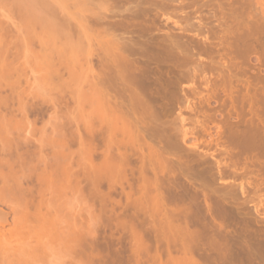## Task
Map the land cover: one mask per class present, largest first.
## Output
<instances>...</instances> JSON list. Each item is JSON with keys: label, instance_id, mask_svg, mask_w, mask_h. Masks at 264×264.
Returning a JSON list of instances; mask_svg holds the SVG:
<instances>
[{"label": "rangeland", "instance_id": "obj_1", "mask_svg": "<svg viewBox=\"0 0 264 264\" xmlns=\"http://www.w3.org/2000/svg\"><path fill=\"white\" fill-rule=\"evenodd\" d=\"M54 1V10L47 11L24 0H0V160L15 164L18 156L41 154L68 158L58 168L52 158L54 173L61 174L65 165L72 173L60 183L65 193L67 189L63 198L61 191L62 199L58 185L54 209L67 201L69 209L64 204L58 214L66 209L69 224L83 219L84 228L77 223L71 231L86 233V254L67 256L56 242L36 250L41 259L23 263L17 258L19 245L12 241L2 250L3 263L160 264L162 256V261L170 257L179 264L182 259L176 252L159 255L152 235L142 243L132 235L131 221L120 213L131 209L135 198H125L130 171L127 175L123 167L117 175L103 177L107 167H102L96 102L101 63L120 49L127 65L158 58L161 76L178 82L169 120L178 119L187 138L181 135L175 150L165 152L160 176L188 194L182 207L194 205L189 196L197 198V221L218 233L224 248L237 247L222 250V263L213 256L203 262L206 253L198 254V264H264V0ZM168 48L191 62L165 59ZM200 62L207 67L198 68ZM127 140L122 145L128 149L133 141ZM34 180L31 186L37 185ZM68 186L74 191L68 193ZM12 227L0 226L2 231ZM49 233L62 239L65 231L55 226Z\"/></svg>", "mask_w": 264, "mask_h": 264}, {"label": "bare ground", "instance_id": "obj_2", "mask_svg": "<svg viewBox=\"0 0 264 264\" xmlns=\"http://www.w3.org/2000/svg\"><path fill=\"white\" fill-rule=\"evenodd\" d=\"M24 1L28 6H37L41 9H47V11L48 9L51 10L55 8L52 0ZM73 16L75 15H72V17ZM82 17L83 15H81V18ZM76 18L73 17V21H76ZM70 25L71 24L69 23V27ZM82 26H80V28ZM79 39L81 41V37ZM168 49L169 50H166V52L169 58L165 59H172L177 62L181 61L183 64L191 62V58H178L170 48ZM114 50L115 49H113V52ZM119 51L120 49H116V53L111 52L112 54L108 51L110 53L108 58L106 57L102 59L101 65L103 68V74L100 78L99 83H101V87H99V95L96 101L100 108L99 123L102 137L101 143L103 144L102 148H104V154L102 153V156L104 155L103 159L105 163L103 162L104 165H101L102 167H107V170L104 168L105 172L103 173V177L105 175L108 177H111V175H117L123 167L125 170H129V174H131V181L126 178V180L128 179L129 181H127V183H129V192H126L127 195L125 198H128V200L131 196H134L135 198L129 205V208L131 209L125 207V210L121 209L122 212H119L122 213L124 219L128 218V220L131 221L132 226L130 229L132 235L136 237V240L140 241H138L139 243L144 242L143 239L145 238V235L154 236L155 239L153 241L156 247L155 249L159 255L164 253L162 251H166L167 253L176 252L181 254V256L179 255V258L181 257L182 259H180L181 261L179 260V264H198L197 255L205 252L206 255L203 254L205 256L202 260L203 262L205 260L208 263V261L212 259L211 256H213L220 258L222 261L218 258L217 259L222 263L224 258L222 259L221 252L223 249H229L230 247L224 248L221 242H218L217 240L220 235L215 233L209 226L208 227L213 232L208 230L209 228L207 229V227L204 228L207 225L203 227L197 221V213L195 212L196 209H194V206H197V198L195 196H189V198L192 199L190 200L192 201L191 204L194 202V205H191L190 207L188 206V208L182 207V204L187 201L188 194L183 193L179 188L174 187L171 180V182L168 180L166 181L160 176V170L165 164V158L163 159L165 152L171 153V150L177 147V142L182 140V136L187 138L186 132H183L179 127L180 121L176 118V121L175 119L172 121L169 120L174 113L173 103L177 102L178 82L169 77L163 78L161 76V71L159 69L160 60L158 58H146L142 62L139 60L136 61L137 63L135 62V64H129V66L127 65L128 63L126 64L125 60H123L121 57L122 53ZM74 54L75 57L73 56L72 58H76L77 52H74ZM198 66V68L201 69L207 67L201 62L198 63ZM210 67H215V65L211 64ZM201 69L199 71H201ZM187 109L190 110L189 108ZM181 113L182 111H180V114ZM143 134L149 135V141L154 144L149 143L147 141L148 138L146 140ZM128 138L131 139L129 141H133L132 143L130 142L131 145L129 144L130 146L128 147V149L130 148V151H127L128 149L122 145L124 144V140H127ZM127 142L128 140L126 143ZM121 148H125L126 151H121ZM64 156L65 155L61 157H58V155L53 156L52 158L55 159L54 165H60L65 159L67 161L68 158ZM30 158L32 157L18 156L14 162L16 165L12 164L9 160H7V162L5 160H0L1 165H3H0V226L4 228L7 224H11V226L13 225V227L7 231H2L3 229L0 228V263H6H3L4 260H1L4 255V253L2 255V250L7 247V249H9L12 246V241H15L19 245L17 258L19 261L22 260L23 263H28L29 260L35 262L37 257H41L36 254L37 249L43 251V248L52 247V244L56 242V244H63L61 248L63 247L62 249L65 250V255L69 252L74 253L75 251L76 253V251H78V255L84 256L86 254L85 247L87 245L86 233L83 229H81V231H71L75 230L74 226H78L77 223H79V227L82 226V221L80 222V220L83 219L77 221V225L72 224L71 222L69 224V219L66 220L67 217H69L68 211L65 212L66 209L62 210V212H65H63V215H61V213L58 214L59 211L61 212V209L64 208L63 206L67 201H65L64 204L62 203L63 205L58 204L60 207H57L56 204V209H58H54L55 199L58 198V196L55 195L58 193H55V191L59 188L58 185H60V187L62 186L60 184L61 181L68 180L69 176L72 174L68 171L70 168H65V165L63 171L60 169L61 174H56L54 173L56 170H52V158L48 157V155H34L32 159L35 161L37 159L35 164H31L29 161ZM79 161V164H81V160ZM63 165H61V168H63ZM37 167L40 170L39 172L37 170L38 173H36ZM4 168L7 171H5ZM27 170L29 171L28 174L22 172ZM127 170L124 171L126 174ZM20 172H22V174ZM124 172L122 173L123 176ZM79 178L80 177L78 176V179ZM33 179L36 180H34V183L37 182L36 186L30 185ZM59 179L60 181H58ZM123 179H125V177H123ZM56 182L57 188L55 186L53 187L54 184L56 185ZM241 185L243 186V184ZM66 186L67 185L65 184L64 187ZM243 187L242 189L244 192L242 193L245 194L246 189ZM62 188L63 186L60 188L61 190L59 189L60 199L67 195V189L65 188V193ZM61 191L63 193L62 198L60 197L62 195ZM73 191L74 188L72 190L71 187V191H69L68 186V193ZM80 191L82 192L81 189ZM80 191L77 190V193ZM67 200L69 201L68 198ZM130 201L131 199L128 202ZM3 206L7 207L8 211H5ZM66 206V208L69 209L68 206L70 205L66 204ZM55 210L57 214H54ZM215 215H217L216 217H220L218 212ZM11 216H13V218L9 221V217ZM55 226H60L62 230L65 231L66 235L64 234L62 239L59 235H50L49 230L53 229ZM82 227L84 228V224ZM35 242L38 243V247ZM32 243H35L37 248L35 246H30ZM138 245L141 246V244ZM232 248L235 249L237 247L235 244H232L230 249ZM206 250L208 252H206ZM42 253L46 252L44 251ZM70 253L68 255H70ZM161 257L158 259H161V261L157 260L160 264L177 263H174V258L173 260L169 257L166 261H162ZM6 258L7 260L10 259L9 257ZM217 259L215 260L217 261ZM10 262L11 261L7 263Z\"/></svg>", "mask_w": 264, "mask_h": 264}]
</instances>
